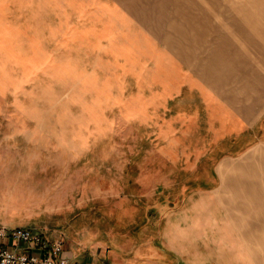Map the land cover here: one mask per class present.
Returning <instances> with one entry per match:
<instances>
[{"label":"rangeland","instance_id":"rangeland-1","mask_svg":"<svg viewBox=\"0 0 264 264\" xmlns=\"http://www.w3.org/2000/svg\"><path fill=\"white\" fill-rule=\"evenodd\" d=\"M246 78L264 87V0H0V229L160 248L192 188L158 153L176 104L204 83L242 105Z\"/></svg>","mask_w":264,"mask_h":264},{"label":"crops","instance_id":"crops-1","mask_svg":"<svg viewBox=\"0 0 264 264\" xmlns=\"http://www.w3.org/2000/svg\"><path fill=\"white\" fill-rule=\"evenodd\" d=\"M235 89L245 91L242 105L204 83L190 87L200 92L194 109L176 104L170 141L158 153L176 172L169 184L192 188L182 209L172 202L155 223L160 248L140 247L130 261L122 249L76 239L66 256L78 264H264V200L249 189L259 183L264 159V87L246 78Z\"/></svg>","mask_w":264,"mask_h":264},{"label":"built area","instance_id":"built-area-1","mask_svg":"<svg viewBox=\"0 0 264 264\" xmlns=\"http://www.w3.org/2000/svg\"><path fill=\"white\" fill-rule=\"evenodd\" d=\"M64 247L62 239L52 241L27 227L0 229V264H78Z\"/></svg>","mask_w":264,"mask_h":264},{"label":"bare ground","instance_id":"bare-ground-1","mask_svg":"<svg viewBox=\"0 0 264 264\" xmlns=\"http://www.w3.org/2000/svg\"><path fill=\"white\" fill-rule=\"evenodd\" d=\"M144 16V15H143Z\"/></svg>","mask_w":264,"mask_h":264}]
</instances>
